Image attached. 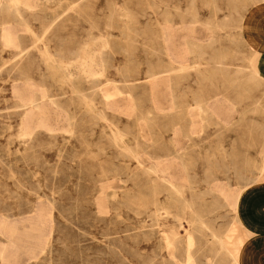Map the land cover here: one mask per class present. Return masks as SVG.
<instances>
[{
	"label": "rangeland",
	"instance_id": "1",
	"mask_svg": "<svg viewBox=\"0 0 264 264\" xmlns=\"http://www.w3.org/2000/svg\"><path fill=\"white\" fill-rule=\"evenodd\" d=\"M8 1L0 264H230L196 213L244 259L233 210L264 182V79L240 33L254 0ZM160 80L181 84L179 112ZM192 90L213 118L186 115ZM31 92L44 127L18 108ZM153 162L180 191L145 172Z\"/></svg>",
	"mask_w": 264,
	"mask_h": 264
},
{
	"label": "crops",
	"instance_id": "2",
	"mask_svg": "<svg viewBox=\"0 0 264 264\" xmlns=\"http://www.w3.org/2000/svg\"><path fill=\"white\" fill-rule=\"evenodd\" d=\"M240 23L242 42L248 52L255 56L256 69L264 79V0H254L242 15ZM183 67V70L187 68V66H185L186 68ZM253 75L257 76L258 74L254 71ZM160 81L170 88L168 91L172 110L179 112V105L176 104L175 99L177 96L176 89L181 84H177L175 80ZM230 85L232 86V79L230 80ZM193 92L194 90L190 92L193 102L191 106L193 107L191 111L186 109L188 111L186 115L190 118L195 117L191 114L193 113L192 110H195L198 118L205 119L204 116L213 118L211 106L208 103L204 106L200 104L199 98L201 97L199 92L197 94ZM102 95L105 97L104 93ZM127 149L135 151L133 148L127 147ZM134 153L136 158V152ZM145 166L147 167L148 165ZM149 166L160 171L156 166V162L151 163ZM163 173L166 174L165 172ZM166 175L168 176V174ZM173 182L176 183L175 181ZM247 190L250 193L254 192L255 196L244 204L237 203V207L233 210L235 223L231 226L234 230V239H241L240 245L245 247V258H242L239 262L241 264H264V182H259L256 187L244 191ZM242 215H245L246 218L242 217Z\"/></svg>",
	"mask_w": 264,
	"mask_h": 264
},
{
	"label": "bare ground",
	"instance_id": "3",
	"mask_svg": "<svg viewBox=\"0 0 264 264\" xmlns=\"http://www.w3.org/2000/svg\"><path fill=\"white\" fill-rule=\"evenodd\" d=\"M9 1H12V0H9ZM8 1V2H9ZM10 3V2H9ZM243 3V2H242ZM263 4V3H262ZM242 5V4H241ZM243 6V5H242ZM246 6V5H245ZM19 11L20 10H18V7L17 6H14L13 7V9H12V13L13 14H17V16L19 15ZM63 11V10H62ZM56 13V12H55ZM131 13V12H130ZM19 17V16H18ZM115 17V16H114ZM28 19V18H27ZM20 20V19H19ZM110 22V21H109ZM21 25H24V27L25 28H27L28 30H29V32H30V29H29V27L27 26L28 24H26V21H25V19H21ZM134 26H135V24H133ZM2 28V27H1ZM47 28V27H46ZM27 30V31H28ZM47 30V29H46ZM129 30V29H128ZM31 33H32V31H31ZM139 34H140V32H139ZM34 39H35V37H33ZM0 39H2L3 41H4V43L6 44V45H10V44H12V42H13V40H14V38H13V34H12V32H11V30H10V28L9 27H3L2 28V30H1V38ZM38 39V38H37ZM37 41V40H36ZM19 42V41H18ZM19 44V43H18ZM33 44V43H32ZM19 47V46H18ZM34 47V46H33ZM33 47H31V48H33ZM121 49V48H120ZM18 50H20V48L18 49ZM30 49L29 48H24L23 49V52H27V53H29L28 51H29ZM195 50V49H194ZM22 51V50H21ZM43 51H44V49H43ZM16 52V51H15ZM42 52V51H41ZM19 53V52H18ZM27 53H26V55H27ZM25 54V53H24ZM43 54H45V56H48V57H50L49 56V53L47 52V51H45V52H43ZM25 56V55H24ZM58 57V56H57ZM43 59V58H42ZM46 59V58H45ZM54 63H55V60L54 59H51ZM15 61H17V59L15 60ZM63 61H64V59H63ZM221 61V60H220ZM12 62V61H11ZM218 62V61H217ZM52 63V62H51ZM219 67H221V66H219ZM183 68H186L185 66L183 67ZM222 68V67H221ZM224 73H225V71H224ZM222 74V73H221ZM212 75V74H211ZM209 76V75H208ZM228 76V75H227ZM230 79V78H229ZM70 86H71V84H70ZM35 87V86H34ZM71 89V88H70ZM33 90H34V88H33ZM36 90V89H35ZM41 90V89H40ZM96 91V90H95ZM73 93V92H72ZM17 94H18V92L16 93V97H17ZM83 94V93H82ZM78 95V94H77ZM46 96V95H45ZM18 99V98H17ZM83 99V98H82ZM194 100V99H193ZM84 101V100H83ZM86 101V100H85ZM84 101V102H85ZM18 102H19V104H18V108L23 112V115L25 116V118H26V120H25V124H26V126L28 125V123H27V120L28 119H30V118H32V117H36V116H39V117H41V119L39 120V124H37L39 127H44L45 126V123H43L42 122V118L44 117V115L42 114L43 113V109H42V105H43V103H42V98L41 97H38L37 96V94H35L34 92H31V93H29L27 96H21L19 99H18ZM80 102V101H79ZM89 103V102H88ZM90 104V103H89ZM87 105V104H86ZM85 105V106H86ZM98 108V107H97ZM62 111V110H61ZM32 112H36V115H33L32 114ZM202 112H203V110H202ZM102 116V115H101ZM106 116V115H105ZM70 119V118H69ZM71 120H72V118H71ZM36 124V122L34 123V126H36L35 125ZM28 127V126H27ZM115 135V134H114ZM113 136V135H112ZM111 138V137H110ZM115 139V138H114ZM133 141V140H132ZM135 141V140H134ZM126 152L128 153V155H131L132 157H134L135 156V151H133V150H129V149H127L126 148ZM139 152V151H138ZM142 154V153H141ZM263 154V153H262ZM180 157V156H179ZM135 158V157H134ZM137 158V157H136ZM182 160V159H181ZM145 172L146 173H152V174H154V175H156L157 176V179L158 180H160L161 181V183H164L165 185H167V187H168V189H170L173 193L174 192H178V188H177V185L176 184H174V182L172 181V180H170L169 178H168V176L166 175V174H164L162 171L160 172V171H157L156 169H154L153 167H151V166H149V167H146L145 166ZM148 169L150 170V171H148ZM144 172V171H143ZM264 173V172H263ZM145 175V174H144ZM213 183V182H212ZM157 185V184H156ZM189 185V184H188ZM246 186V185H245ZM248 186V185H247ZM156 187V186H155ZM155 189V188H154ZM180 191V190H179ZM244 191V190H243ZM217 192V191H216ZM222 192H224V191H222ZM180 195V194H179ZM176 196H178V195H176ZM181 196V195H180ZM232 196H234V194L232 195ZM155 197V196H154ZM179 197V196H178ZM228 198V197H227ZM179 199V198H178ZM183 198L181 197V200H182ZM224 199V198H223ZM180 200V201H181ZM238 201V200H237ZM227 202V201H226ZM185 203V202H184ZM183 205V204H182ZM186 205V204H185ZM227 205V204H226ZM229 205V204H228ZM186 207V206H185ZM189 207V206H188ZM191 207V206H190ZM230 208H232V206L230 207ZM191 209V208H190ZM192 215H193V213H191ZM191 215V216H192ZM193 222H192V224H193V228H195V230L197 229L198 230V228H204L205 230H207V231H209L210 232V234L209 235H211L212 236V240H213V242H214V244H218V246L221 248V252L222 253H219L220 255H222L223 257H226L227 259V261H229V263L230 264H240V262H239V258L241 257V255L239 254V252L238 251H240V249L239 248H237L236 249V247L235 246H233V244L232 245H230V243H228V242H224L219 236H218V234L217 233H215V232H213L214 230H211L207 225H205L204 223H203V220H202V217H200L199 216V214L197 215V213L193 216ZM191 220V219H190ZM190 222V223H191ZM234 222V221H233ZM232 223V222H231ZM2 225V224H1ZM4 225V224H3ZM229 226V225H228ZM5 227V226H4ZM6 228V227H5ZM0 229H2V228H0ZM204 229H203V231H204ZM196 232V231H195ZM199 232V231H198ZM227 232H229V229H228V231ZM233 232V231H232ZM230 233V232H229ZM242 234V233H241ZM199 235V234H198ZM228 235V233L226 234V236ZM230 235V234H229ZM169 236V235H168ZM210 236V237H211ZM224 237V236H223ZM222 237V238H223ZM230 238V237H229ZM232 239V238H231ZM224 240H225V238H224ZM233 240V239H232ZM241 241V240H240ZM216 242V243H215ZM239 242V241H238ZM215 246V245H214ZM241 248V247H240ZM194 249V248H193ZM220 250V249H219ZM218 250V251H219ZM243 251V250H242ZM216 252V251H215ZM3 253V252H2ZM244 253L246 254V252L244 251ZM218 253H216L215 254V256H218L219 255ZM214 256V257H215ZM216 260V259H215ZM215 260H213L212 259V262H210L211 264H215ZM222 261H225V259H222ZM227 264H228V262H227Z\"/></svg>",
	"mask_w": 264,
	"mask_h": 264
}]
</instances>
